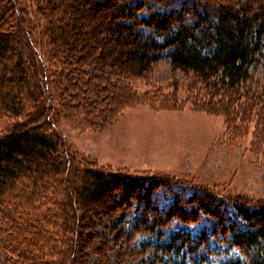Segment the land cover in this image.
Segmentation results:
<instances>
[{
	"label": "trees",
	"instance_id": "1",
	"mask_svg": "<svg viewBox=\"0 0 264 264\" xmlns=\"http://www.w3.org/2000/svg\"><path fill=\"white\" fill-rule=\"evenodd\" d=\"M22 1L0 0V114L13 119L0 133L5 261L75 264L91 250L102 255L96 264H105L108 242L96 232L100 218L136 203L137 222L111 228L119 241L152 236L126 251L141 257L151 249L152 258L142 257L141 264H197L213 251L210 239L235 246L245 264H264V199L219 197L169 184L161 175L142 177L89 162L75 167L71 178L63 162L67 149L50 131L54 104L74 124L97 127L141 102L131 81L166 60L171 72L183 74L194 109L221 114L229 133L253 124L252 147L264 153V0H37L30 11ZM23 27L42 65L43 96L32 90ZM159 194L171 198L161 202ZM204 216L216 221L210 231L192 236L172 229ZM59 232L72 233L74 241L53 260Z\"/></svg>",
	"mask_w": 264,
	"mask_h": 264
},
{
	"label": "rangeland",
	"instance_id": "2",
	"mask_svg": "<svg viewBox=\"0 0 264 264\" xmlns=\"http://www.w3.org/2000/svg\"><path fill=\"white\" fill-rule=\"evenodd\" d=\"M38 3L37 0H23L22 9L33 10ZM25 29L23 27L25 64L29 68L32 90L43 96L46 87L41 78L44 72L40 61L30 50L32 44ZM87 37L88 42L92 41L93 35ZM170 70L168 62L160 60L141 78H134L131 86L135 87L141 102L121 108L115 117L108 118L104 123L101 121L102 124L97 127L98 123L92 127L74 124L54 104L57 110L52 115L50 131L67 149L68 159L65 156L63 162L68 175L74 178V168L89 162L142 177L161 175L169 184L181 183L188 188L209 190L219 197L231 199L241 196L250 202L264 199V153L252 147L253 124L245 132L229 133L221 114L192 107L187 85H184L185 81L182 83L183 74ZM175 82L177 87L174 89ZM144 98L149 99L148 102ZM12 122V117L0 114V133L8 129ZM161 197V202H168L171 198L170 195ZM235 213L234 209H230L229 214L238 226L247 229V223ZM139 215V205L134 203L126 212H119L111 218H100L102 222L96 226V232L108 242L103 257L107 260L105 264H141L142 257L152 258L151 249L141 257H136V252L132 256L127 253L130 245L142 238H151V235H141L132 242L127 241L128 238L119 241L116 230L111 228L122 225L128 229L137 222ZM215 225V220L204 216L197 224L176 222L172 229H184L196 236L202 230L210 231ZM68 234L69 237L67 233L59 232L54 238L53 260L60 259L67 243L74 241L72 233ZM209 241L213 251L206 254L204 260H197V264H245L244 257L235 246L217 243L213 239ZM100 242L97 238L94 245L99 246ZM1 247L0 244V264H12V260L5 261L6 255ZM122 253L124 256H121ZM101 256L90 250L87 257L78 259L75 264H96ZM188 262L195 264L191 260Z\"/></svg>",
	"mask_w": 264,
	"mask_h": 264
},
{
	"label": "bare ground",
	"instance_id": "3",
	"mask_svg": "<svg viewBox=\"0 0 264 264\" xmlns=\"http://www.w3.org/2000/svg\"><path fill=\"white\" fill-rule=\"evenodd\" d=\"M105 13V12H104Z\"/></svg>",
	"mask_w": 264,
	"mask_h": 264
}]
</instances>
